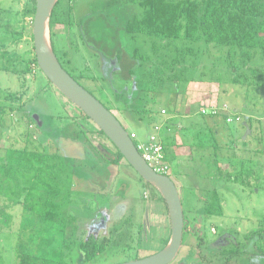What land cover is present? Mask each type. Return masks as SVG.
<instances>
[{"label": "rangeland", "instance_id": "1", "mask_svg": "<svg viewBox=\"0 0 264 264\" xmlns=\"http://www.w3.org/2000/svg\"><path fill=\"white\" fill-rule=\"evenodd\" d=\"M30 4L29 0H0V105L8 104L9 107H12L11 109L7 106L4 108V114L0 115V157L5 155L6 149L10 146L17 148L27 146L30 150L49 152L50 154L58 153L63 159L71 155L77 159L83 157V167L76 175L75 189H78V193H85L88 189H81L82 184L79 183H82L81 179L84 181L83 175L87 172L84 166L85 164L90 166L89 158L80 154L75 148V144H64L61 138L76 125L79 129L78 133L80 134L82 131L80 141L84 145V149H88L94 157L100 156L110 163L116 158V151L110 141L98 132L95 125L45 78L37 65L32 63L34 57L33 15L27 13ZM58 6L62 12V16H60L62 19H66L63 11L68 7H71L73 15L70 34H68V25H66V37L57 35L52 38L51 48H54L55 56L61 58L62 65L69 75L73 76L110 112L117 114L121 124L123 119L128 121L127 125L122 124L128 133L133 132L144 139L154 132L151 127L154 121L151 119L148 122L147 119L150 117L139 113L135 108L140 110L146 108V111L150 109L152 112L160 111L163 108L168 115V117H164H167L169 124L173 125L174 135L183 144L191 143V140L197 139L195 136L197 130L194 127L203 124L202 118L196 114L198 112L196 110L202 105L214 106L219 111V115L216 117L218 130L215 127L217 125H212V128L215 127V135L211 137V132L206 129V126L209 125L207 123V125H203L202 130H199H205V133L200 132L202 137L205 141L210 140L211 145L215 143L217 146L229 145L230 157H225L220 161L225 169L233 167L235 170L239 167L240 160H244L245 166L249 165L251 171H256L259 179L258 188L255 186L243 188L237 183H224L221 180L216 183L213 178L217 174L212 170L211 161L215 160L216 162L218 158L219 160L224 158L228 151L220 149L218 152L216 151V157H213L210 148L203 149V156L208 154V160L205 162H209V164H206V168L201 164L198 166L203 170L202 176L211 175V177L205 180H198V176L195 179H188L189 183L193 186L196 185L201 193H193L195 197L199 196L195 206L200 208L203 198L207 199L208 197L207 192L215 188L217 184L216 191L220 198L223 214L221 216H204L203 221H201L202 216L196 215L200 220L195 219L193 224L191 223L190 229L197 233L196 239L203 236L204 243L200 249L195 248L190 256L183 254L184 252L179 254L176 260L170 264H264V87L258 89L253 83L249 86L232 84L230 82L232 74H229L230 67L225 60L219 57L220 55L225 57V49H221L218 54L215 48L207 45L205 52L208 50L209 52L203 54L205 45L197 42L193 45L194 52L182 55L181 47L188 46L189 42L165 40L168 42L166 44V42H159L158 39L147 38L144 35H137L136 39H130V41L133 40L131 42L126 41V51H131L136 47L139 55L147 58L142 57V67L135 69L132 77L124 74L122 76L116 73L119 67L111 59L101 56L103 53L100 49L102 43L96 37L100 33L105 35L109 30L102 28L100 31L101 29L98 28L92 31L93 34L89 30H84L85 15L97 17V13L103 12L111 16L112 19H110L114 23L120 24L118 29L113 26V31H110L116 32L117 37L115 38L119 40L120 37H126L121 26L125 24L126 19H131L140 13L139 6L136 3H123V0H59ZM61 27L64 26L61 25ZM154 43L155 45L152 46L151 44ZM199 45H202V48L197 47ZM126 54V57L125 52L124 55H121L128 61L130 55L128 52ZM95 55H97L96 58ZM156 68L159 71L154 72ZM149 69L154 72V75L151 79L147 77L137 83L139 87L136 91V88H133L136 77L146 73ZM178 71H181L182 74L175 79ZM231 71L235 72L234 69ZM245 74L249 73L246 71ZM158 77L163 81H158ZM14 95L20 99L18 101L11 100ZM173 105L183 106L186 114L188 111L194 113V116L187 117L188 125L183 124L182 118L170 114L173 111ZM18 108L27 109L30 113L28 123L25 117H21ZM235 110L240 113L241 117L234 116L231 123H226L223 117L233 116ZM249 117L252 122L249 121ZM39 121L44 125V128H41L44 133L40 136L37 134ZM178 123L183 126L182 130L176 129ZM49 125L59 131L55 136H51V134L54 135V132L48 131L51 129ZM248 125L251 130L249 129V133L246 134ZM88 126L89 130H83V127L87 129ZM188 127H191V130ZM191 132L192 134H190ZM232 132L235 137L231 138L229 135ZM34 133L35 136L37 135L35 139L32 137ZM243 137L245 138L243 139ZM230 140L234 141L232 145L229 144ZM242 142L246 144L244 148ZM167 143H169L167 151L172 155L175 146H171L170 140ZM206 144L207 142H205ZM61 149L69 154L62 155ZM176 152L181 154L180 158L182 159L177 170L186 174L189 173V168H191L190 172L193 171L192 164L187 163L190 153L184 148ZM193 154L191 153V155ZM101 161L100 159V163L97 165L102 164ZM183 167L186 168V171ZM108 168L107 175L103 170V175L97 174V178L93 180L94 184L100 185V190L92 187L91 193L86 192V194L87 197L96 199L98 198L96 195L101 191L108 194L109 201L113 205L123 204L126 207L125 222L120 226L126 225L128 232L124 230L123 237H115L111 233L110 243L102 253L97 254L87 263H83L79 256L74 260L76 264H118L138 257L149 256L162 248L158 243L138 246L136 234H132L133 231L137 233L141 226L147 230V220L144 218L147 209L153 207L151 200L153 193L156 192L155 188L144 181L126 162L123 166L111 165ZM189 176L191 175L189 174ZM252 179L255 180L254 177H251V182ZM85 180L84 184L92 182L89 178H85ZM222 186L225 187L222 188ZM63 189L65 187L61 188V190ZM156 196L159 197L158 194ZM3 199L0 197V209H3L4 213L10 215L12 219L7 226L0 225V255L3 260L2 264H14L19 244L35 248L36 243L29 241L28 238L31 232L38 229L41 222L37 220L34 213L29 211L26 204L21 203L5 208L10 202ZM161 204L163 205V203ZM109 206L111 207V205ZM104 207L106 208V206ZM161 207L163 208V206ZM109 208L107 206V209ZM82 209L83 206L80 205L77 212L76 208L73 209L70 206L68 214L81 216ZM26 219H29L32 224L25 223L23 226ZM73 224L75 223L67 225L66 236L70 234ZM81 224L82 222L79 221L78 225ZM151 230L152 228H148V231ZM127 234L128 236H126ZM81 237L85 238V233ZM231 249L237 251L235 252L237 257H231L228 262L224 263L225 257Z\"/></svg>", "mask_w": 264, "mask_h": 264}, {"label": "trees", "instance_id": "2", "mask_svg": "<svg viewBox=\"0 0 264 264\" xmlns=\"http://www.w3.org/2000/svg\"><path fill=\"white\" fill-rule=\"evenodd\" d=\"M29 2L31 4L27 8V13L33 15L35 0H29ZM58 3L59 0L53 7L49 19L51 45L52 38L58 34L55 27L59 24L65 26L71 24L68 20L71 7L63 11L66 15V19H62L60 17L62 16V12ZM123 3H136L140 8V13L138 15L128 19L125 24L121 26L123 27L126 37H120L119 40H117V38H115L117 37L115 35L116 32H110L113 31V26L115 29H118L117 27L120 24L114 23L108 15H106L107 18H105L106 16L89 17L84 21V30L91 31V34H93L92 31L98 28L101 29L100 31H102V28L103 30H109L105 35L100 33L98 35L99 38H96L102 43V48L100 49L103 53L101 56L106 59H111L115 65L119 67L116 73L122 76L124 74L132 77L135 69H140L142 67L141 59L142 57H144V59L147 57L139 55L138 48L136 47L131 51H126V41L129 42L130 39H136L137 35H144L147 38L158 39L159 42H166V44H168V42L165 40H182L189 42L190 44L188 46L181 47L180 52L182 55L184 53L194 52L193 45L197 42L201 44L204 43L203 45H205V47H203V54L209 52V50L205 52L207 45H211L215 48L218 54L221 49H225V57L221 55L219 57L225 60L226 64L230 67L229 74H232L230 79L232 84L249 86L253 83L258 89L264 87V0H123ZM155 43L151 45L153 46ZM190 45H192V47H190ZM197 47L202 48V45ZM52 49L54 52V48ZM197 50L200 51L198 48ZM124 52L125 57L127 52L130 55L128 61L122 56ZM55 53L56 52H54V54ZM137 58L139 59L137 60ZM57 60L63 67L61 58H57ZM32 63L36 65L35 57H33ZM151 69L141 74V76H138L139 78L136 77L135 83L133 84V88H136V91L139 87L137 83L142 82V80L147 77L151 79L154 72L159 71L157 68L154 72ZM231 69H234L235 72H232ZM246 71L249 74H245ZM180 74H182V72L178 71V74L175 75V79L179 78L178 75ZM158 78V81L162 80V78ZM167 80H170V78H167ZM19 99L17 95L11 97V100L14 101H18ZM7 106L9 107L8 104L0 105V115L4 114V108ZM9 108L12 109V107ZM135 110L139 113L148 115L150 119H147V121L150 122L151 119L154 121L152 125L155 124L154 126H160L159 134L162 131L161 129L166 127L156 124L160 122L159 120L161 117H168L165 109L154 112L150 109L146 111V108H142L141 110L135 108ZM18 111L21 112V117L26 118V122L30 121V113L27 109L18 108ZM196 114L207 123L209 117L216 118L219 115V111L216 114H201L199 112ZM173 115L175 116V114ZM228 116L231 115L223 117L225 122ZM234 116L241 117L236 114H233V117ZM115 117L118 119L116 115ZM248 119L252 122L251 117ZM206 123L204 125H207ZM206 129H209V127L206 126ZM247 129H250L249 125ZM98 132L103 135L100 130H98ZM210 132L211 134L213 133L211 129ZM242 143L244 148L246 144L244 142ZM163 149L165 159L167 160L164 145ZM115 151L116 158L112 160L111 163L118 164L120 160L124 159L116 149ZM65 159L66 158L63 159L58 153L50 154L49 152L30 150L27 146L21 148L10 146L6 149L5 155L0 157V197L4 198V201L10 203H17V200L18 202L21 201V203H25L29 211L34 213L37 220L41 222L38 229L31 232L28 238L29 241L36 243L35 248H29L28 246L19 244L17 246L18 250L16 251L14 264H76L74 260L79 256V258H82L83 263H87L94 259L97 254L102 253L110 243L109 236H104L99 240L92 233L87 234L86 237L82 239L81 236L84 234V230H81V225H78V223L79 221L82 222L83 218L79 220L80 217L69 215L70 213L68 214V212H70L69 202L71 190L70 187L66 185L69 183L68 181L72 176V169L71 171L69 170V163H65ZM207 160L208 159H206V161ZM244 163V160H240V165L235 170L232 167L230 169H223L218 165H216V167L214 166L217 174V176L213 178L214 182L217 183V181L221 180L224 183H237L243 188L252 186L258 188L259 179L256 171H251V168L248 167L249 165L245 166ZM206 164H209V162H206ZM251 177L255 179H252V182ZM216 185L215 188L207 192L206 195H208V197L207 199L203 198V204L200 208L194 206L195 216H202L204 220V216H221L223 214L220 198L216 191L218 186ZM63 187H65V189L61 190ZM160 199L165 208L161 196ZM7 206L8 205H6L5 208H7ZM117 214L118 212L113 211L114 217L110 219V223L118 220H115ZM0 215V225L7 226L12 218L10 215L4 213L3 209H0ZM183 217L184 224L181 247L176 258L183 252V254L190 256L195 248L200 249L201 245L204 243L203 236H199L196 239L195 235H197V233L188 228L185 211H183ZM119 220L121 221V219ZM123 220L121 222H123ZM73 222L75 224L72 225L70 234L66 236L65 230L67 225ZM25 223L32 224L29 219L24 220L23 226ZM108 234H110V232ZM235 252L237 251H233L232 249L229 250L224 263L228 262L231 257H237ZM224 254H226V252H224ZM2 263L3 260L0 255V264Z\"/></svg>", "mask_w": 264, "mask_h": 264}, {"label": "crops", "instance_id": "3", "mask_svg": "<svg viewBox=\"0 0 264 264\" xmlns=\"http://www.w3.org/2000/svg\"><path fill=\"white\" fill-rule=\"evenodd\" d=\"M71 12H72V10H71ZM71 12L69 14V19H68L71 23L70 25H68V31H69L68 34H70V32H71L70 27L72 25L71 18H72L73 13H71ZM93 14H95V13H93ZM106 15L107 14H105L103 12L96 14V16H106ZM115 15H117V14H115ZM94 16H89V14H87V15H85V17H86L85 19H87L89 17H94ZM105 18H107V16ZM110 18H111V16H110ZM126 20H128V19H126ZM61 25L62 24H59L55 27V29L57 30V33H58L57 35L66 37V35H67L66 34V28L67 27L65 25H63L64 27H61ZM94 57L96 58L97 55H95ZM202 107H211V106L202 105L196 111H198ZM172 108H173L172 113L175 114L176 117L182 118V120L184 121V123H183L184 125L185 124L188 125V119H187L188 116H190V115L194 116V113H192V112L189 113L190 111H188V114H186V111L184 110L183 106H177L176 107L175 105H173ZM114 114L117 116V114L115 112H114ZM234 114L240 115L239 113H237V110H235ZM51 117H52V115H51ZM214 118L215 117H209V119L207 120V123H209V125H208L209 129H207V130L210 131V129H211V131H213V133L211 134V137L213 135H215L214 134L215 127L218 130V124H217V122H215L217 118H215V119ZM118 120L121 121L119 118H118ZM159 121L160 122L156 123V124H160L161 126H166L165 128L162 127L163 128V129H161L162 134L159 135V137H160L162 144L164 145V147L166 149L165 153L167 155V161H168V164L170 167L169 176L171 177V179L174 181L175 185L177 186V189H178V192L180 195V199H181V203H182L183 211H185V214L187 215L188 228L190 229L191 223L193 224L195 219L200 220V218H198L197 216L194 215V206H195V203H197V200L199 197L198 195H197V197H195L194 194H198L199 189L196 185H195L196 186L195 187L191 183H189L190 181L188 179L189 178L195 179V177L198 176V180L199 179L205 180V179L211 177V175L210 176H202L203 170H201V168L198 166L199 164H201V166L206 168V162L205 161H206V158L208 157V154H207V156H203V149L210 148L212 150V151H210L212 154L211 153L210 154L213 157H216L217 152L220 149H222V150L227 149L228 152H227V154L224 155V158H222L220 160L218 158V161H216V162H215V160L211 161L212 165H213V170L215 171L216 165L220 166V168L225 169L223 167L224 165L220 161L225 159V157H227V158L230 157V155H229L230 147L228 144L224 145V146H219V145L217 146L216 143L214 145H211L210 140L205 141L204 137H202V134L200 133V132L205 133L204 132L205 130L199 131V130L203 129V125L206 123L204 119H202V122H203L202 125H198V126L194 127L197 130V133L195 135L197 139L196 140L194 139L195 142H194V140H191V143L188 142L186 144H183L181 141H179V138L174 135L175 133L172 130L173 125L169 124L167 117L163 116L160 118ZM123 123H124V125H127L128 121L123 119ZM38 124H39V126H38L39 131L37 134L40 136V135H42V133H44V131L41 130V128H44V125L42 123H40V121ZM154 125H151V127H153ZM212 125L213 126L217 125V126L212 128ZM49 126L51 129H48L46 127L45 128L48 129V131H50V133L54 132V135L51 134V136H55L56 133H58L59 131L56 130L51 125H49ZM182 127L183 126L180 123L176 124V129L182 130ZM86 128L87 129H85V127H83V130H89V126ZM185 128H186V126H185ZM190 128H189V130H191ZM77 130H79V129L75 125L74 128L71 129L70 132H68L67 135H64L61 139L63 140L62 142L64 144H68V143L75 144V148L78 150V152L89 158L90 166L85 164L84 169L87 170V172L85 173V175H83L84 181H83V179H81L80 182H82V183H79V184H82L80 186L81 189H88L86 192L91 193L90 189L92 187H93V189L99 188V190H100V185L98 183L94 184L95 182H93V180H95L97 178V174L99 176H101L104 173L103 170H105L106 175H107L108 170H109L108 167H110L111 165H114L115 167L118 165L123 166L125 161L120 160L118 162V164H113L111 162L109 163L108 161H106L104 158H102L100 156L94 157L93 154L88 149H86V150L84 149V145L80 141V134H82L81 133L82 131H80V134H79ZM73 132H75V133H73ZM190 134H192V132ZM218 134H219V132H218ZM47 135H49V134H47ZM36 136H35V133H34V135H32V137L34 139ZM229 137H231V138L235 137L233 132L230 133ZM146 138L147 137H145L143 139V138L138 137L136 135V139L140 140V141H144ZM203 139H204V142L202 143ZM168 140H170L172 147L175 146V147H173L174 150L172 151V155H170L167 151V146L169 147V143H167ZM205 142H207L206 145H205ZM233 143H234L233 140L229 141V144L232 145ZM181 148H184L185 151H188V153H190V156L188 158L187 163L192 164V167L194 169L193 171L190 172L191 168H189L188 169L189 173L187 172V174L184 173L183 171L181 172V170L180 171L177 170V167H179V165L182 163V159L180 158L181 154L176 152V151L181 149ZM54 150L56 151L57 149H54ZM61 153H62V155L63 154H66V155L69 154V152L67 153V151H63L62 149H61ZM191 153H194V154L191 155ZM100 159L102 160L101 163L102 162L103 163L100 165H97L100 163L99 162ZM65 160L67 161V162L65 161V163H69L68 164L69 170L71 171V169H72L71 178L73 177V179L70 178V180H69L70 182L66 185L67 187L69 186L70 190H71V198H70V202H69V208H70V206L73 207V209L76 208V211L78 212L80 205L83 206L82 214H80L81 216H77V217H80L79 220L81 218H83L81 228H82V230H84L85 235L92 233L95 235V237L97 239H101L104 236H106V237L109 236V239H110L111 233H112V235H114L115 237H119V236L123 237V235L125 233L124 230H127V232H128L126 225L120 226L121 224L124 223L123 219H124V212L126 211V207L123 204H120V205L114 204L113 205L109 201L108 194L104 193V192L102 193L101 191H99V193L96 195L98 197L96 199L93 197H87L86 192L85 193H78L77 192L78 189L77 190L75 189L76 175H78L80 168L83 167V157L77 159L71 155V156H67V158ZM70 164H72V166H70ZM230 168L231 167H229V169ZM183 169H184V171H186L185 167H183ZM189 174L191 176H189ZM85 178H89V180H91L92 182H88L87 184H84V182H86ZM224 187L225 186H222V188H224ZM154 190L156 192L153 193V198L151 200L153 203V207L151 209H147V213H146L145 218H144L145 220H147V230H144V226H141L142 229L141 228L138 229L137 233H134V231H133L132 234H136L135 236H136V241H137L138 246H142L140 244L148 245L149 243H151V244L152 243H158L163 248L166 245L165 243L168 242L169 237H170V221H169V217H168L166 207L165 208L161 207L164 205L161 204L162 202L160 201L161 199L159 198L160 197L159 193L157 192L156 189H154ZM156 194H158L159 197L156 196ZM199 194H201V193H199ZM16 202L17 203L7 204L8 205L7 208L21 204V201L18 202V200H17ZM109 205H111V207ZM104 206H106V208ZM107 206H108V208L109 207L110 208L107 209ZM102 207H104V208H102ZM113 211L118 212V214L115 216V220L116 219H118V220L110 223V219L112 217H114ZM119 219H121V221L123 220V222H121ZM201 221H203V219H201ZM128 226H131V225H128ZM148 228H152V230L148 231ZM109 232H110V234H108ZM126 236H128V234Z\"/></svg>", "mask_w": 264, "mask_h": 264}, {"label": "water", "instance_id": "4", "mask_svg": "<svg viewBox=\"0 0 264 264\" xmlns=\"http://www.w3.org/2000/svg\"><path fill=\"white\" fill-rule=\"evenodd\" d=\"M57 1L35 0L32 43L38 69L103 133L126 163L157 190L165 204L170 221V237L161 250L149 256L118 264H170L175 260L181 247L184 224L183 208L177 186L168 175L158 174L149 167L115 115L69 75L57 60L51 48L49 33V19ZM248 133L247 129L246 134Z\"/></svg>", "mask_w": 264, "mask_h": 264}, {"label": "built area", "instance_id": "5", "mask_svg": "<svg viewBox=\"0 0 264 264\" xmlns=\"http://www.w3.org/2000/svg\"><path fill=\"white\" fill-rule=\"evenodd\" d=\"M201 114H216L218 113L217 107H202L198 110ZM164 114V111L162 110ZM226 122H232L233 116L226 117ZM160 126L153 127V133L150 134L144 141L136 139L133 132H129V137L133 140L134 145L149 167L156 173L161 175L169 174V164L165 159L164 149L159 137Z\"/></svg>", "mask_w": 264, "mask_h": 264}]
</instances>
